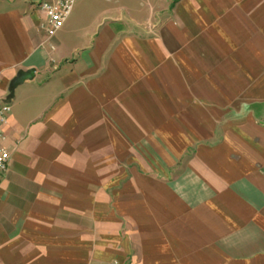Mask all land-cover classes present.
Wrapping results in <instances>:
<instances>
[{
    "label": "crops",
    "instance_id": "0c3cea01",
    "mask_svg": "<svg viewBox=\"0 0 264 264\" xmlns=\"http://www.w3.org/2000/svg\"><path fill=\"white\" fill-rule=\"evenodd\" d=\"M41 1L0 0V264H264V0H76L52 37ZM234 71L262 112L171 111Z\"/></svg>",
    "mask_w": 264,
    "mask_h": 264
},
{
    "label": "rangeland",
    "instance_id": "374dc122",
    "mask_svg": "<svg viewBox=\"0 0 264 264\" xmlns=\"http://www.w3.org/2000/svg\"><path fill=\"white\" fill-rule=\"evenodd\" d=\"M85 1V0H84ZM87 1V0H86ZM229 1V0H224ZM255 1V7H251L248 10L251 12H257V1L259 0H251ZM263 1V0H260ZM241 10V9H240ZM170 25L175 28H177V19L174 14V12L171 9H162L159 10L158 13L153 17L150 21L147 23H138L131 25V28L128 31H125L119 35V38L125 37L128 39L129 36L132 37L133 40H137L138 43H141L142 41L140 39H149L153 40L155 42H161V39L163 37V32L167 29H170ZM128 41V40H127ZM163 41V40H162ZM219 49L216 52L218 55V59L222 62L219 64L220 66L225 68V58L226 55L224 54V51L227 49V40H219ZM167 43H170L169 52L167 53L170 56L175 55L178 53V41L170 40ZM209 47V42H208ZM235 51V50H234ZM219 52V53H218ZM221 56V57H220ZM236 58V56L234 57ZM158 68H160L158 66ZM239 73L234 71V79L231 81V77L229 79L225 78V76H222L221 86L218 87V100L219 103L217 104H201V105H189V104H176L172 103L171 111L172 109L174 111H196L201 114L209 113V109L212 108V112H217L218 116L222 115L223 112H225L226 115H233L235 117H242L244 114L248 113L250 110H254L257 113H260L263 111L262 107L252 104H247L244 101V96L242 94V89L240 86L241 78H239ZM228 85V87H227ZM232 91V93H231ZM228 100V104H225V102ZM217 136L215 138L216 141H219V139L222 138V133L225 128V125L223 123V120L219 119L218 127H217ZM156 156V155H155ZM157 164V163H156ZM163 164V162H161ZM162 166V165H161ZM172 173L169 172V176H171Z\"/></svg>",
    "mask_w": 264,
    "mask_h": 264
},
{
    "label": "built area",
    "instance_id": "2783aa9c",
    "mask_svg": "<svg viewBox=\"0 0 264 264\" xmlns=\"http://www.w3.org/2000/svg\"><path fill=\"white\" fill-rule=\"evenodd\" d=\"M76 0H43L39 3L40 9L46 16V22L42 27L46 30L48 36H54L64 25L73 11ZM54 49L55 46L50 44ZM12 113L11 104L4 102L0 105V125L5 124ZM2 134L0 133V176L9 168L11 154L6 146L1 142ZM112 264H119L115 261Z\"/></svg>",
    "mask_w": 264,
    "mask_h": 264
},
{
    "label": "water",
    "instance_id": "95a60500",
    "mask_svg": "<svg viewBox=\"0 0 264 264\" xmlns=\"http://www.w3.org/2000/svg\"><path fill=\"white\" fill-rule=\"evenodd\" d=\"M32 77H33L32 72L20 73V75L13 81L12 88H14L18 83L22 82L26 78H32Z\"/></svg>",
    "mask_w": 264,
    "mask_h": 264
}]
</instances>
